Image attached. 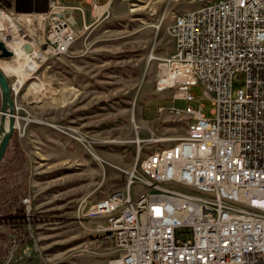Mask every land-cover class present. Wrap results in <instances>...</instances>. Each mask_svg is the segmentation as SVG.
<instances>
[{"label":"rangeland","instance_id":"1","mask_svg":"<svg viewBox=\"0 0 264 264\" xmlns=\"http://www.w3.org/2000/svg\"><path fill=\"white\" fill-rule=\"evenodd\" d=\"M100 3L107 4L100 15L89 4L83 14L67 12L76 40L65 55L39 56L34 73L6 77L18 93L0 164V264H113L106 220L90 215L91 207L125 187L139 149L185 134V121L170 112V93H157L155 80L159 60L173 50L174 15L197 9V0ZM5 10L17 14L22 37L39 40L37 15ZM8 32L5 26L2 35ZM14 54L0 62L30 63ZM244 88L243 78L233 80V96ZM192 92L201 95L197 87ZM186 105L174 103L181 111Z\"/></svg>","mask_w":264,"mask_h":264},{"label":"built area","instance_id":"2","mask_svg":"<svg viewBox=\"0 0 264 264\" xmlns=\"http://www.w3.org/2000/svg\"><path fill=\"white\" fill-rule=\"evenodd\" d=\"M84 1L97 15L107 5ZM197 3L174 15L173 50L159 60L155 80L185 134L139 149L125 187L90 209L106 220L113 264H264V0ZM68 11L84 9L50 2L36 14L39 40H25L22 50L28 42L42 61L65 55L76 40ZM16 15L0 9L5 45L2 33ZM33 52H24L30 61ZM235 78L245 88L233 96ZM9 86L15 97L16 84ZM177 100L186 102L183 111Z\"/></svg>","mask_w":264,"mask_h":264},{"label":"water","instance_id":"3","mask_svg":"<svg viewBox=\"0 0 264 264\" xmlns=\"http://www.w3.org/2000/svg\"><path fill=\"white\" fill-rule=\"evenodd\" d=\"M18 0H14V8L16 13H23L16 8ZM48 2L44 4L41 9L36 10V14H45L48 10ZM23 50L27 54L33 52V47L26 42ZM14 53L9 50L4 42L0 41V59H11ZM0 93H1V107H0V164L5 156L9 142L15 130V116H14V98L11 93L9 83L6 76L0 69Z\"/></svg>","mask_w":264,"mask_h":264},{"label":"bare ground","instance_id":"4","mask_svg":"<svg viewBox=\"0 0 264 264\" xmlns=\"http://www.w3.org/2000/svg\"><path fill=\"white\" fill-rule=\"evenodd\" d=\"M22 17H24V19H22V20H24L26 22H30V17L29 16H22ZM2 39L5 41L6 47L9 50H11L12 52H14L16 54H17V51H18L19 54H22L19 57H21L20 59L23 60V62H24L25 58L22 57V56L26 57L27 54H25L23 51L19 52V51H21L20 47L23 44L21 42H22V39L28 40V39H30V37H28V36L27 37H24V36L22 37L21 36V31L19 30L18 26L16 24H11L8 34L6 36H2ZM34 50H36V48ZM33 55H34V57H36L35 58L36 60L40 59V57H39V55L37 53V50H36V53L35 52L33 53ZM26 60H28L26 62H30V63L26 64L23 67L17 65V63L14 64V65H10V64L5 63V62H0V69L2 70V72L4 73V75L6 77L11 75V74H18V73H20L21 69H25V73H24L25 76L24 77H26L27 75L34 73V71L38 67L37 66L38 62H36V60L35 61L34 60L30 61L28 59V57H27ZM20 63H21V61H20Z\"/></svg>","mask_w":264,"mask_h":264},{"label":"flooded vegetation","instance_id":"5","mask_svg":"<svg viewBox=\"0 0 264 264\" xmlns=\"http://www.w3.org/2000/svg\"><path fill=\"white\" fill-rule=\"evenodd\" d=\"M49 2V0H18L16 8L19 11L30 12L36 8H41ZM12 5L14 6V0H12Z\"/></svg>","mask_w":264,"mask_h":264},{"label":"crops","instance_id":"6","mask_svg":"<svg viewBox=\"0 0 264 264\" xmlns=\"http://www.w3.org/2000/svg\"><path fill=\"white\" fill-rule=\"evenodd\" d=\"M51 2V0H49V2H48V6H49V3ZM71 5H72V7H75V6H81L83 9H85V8H89V6H88V4L84 1V0H72L71 2ZM42 8V7H41ZM41 8H36V9H34L33 11H30V12H26V11H22L23 13H32V14H34V15H36V10L37 9H41ZM48 10V9H47ZM72 12V11H71ZM73 12H75V11H73ZM73 12H72V14H73Z\"/></svg>","mask_w":264,"mask_h":264},{"label":"trees","instance_id":"7","mask_svg":"<svg viewBox=\"0 0 264 264\" xmlns=\"http://www.w3.org/2000/svg\"><path fill=\"white\" fill-rule=\"evenodd\" d=\"M0 5L4 6L5 9H9L12 6V0H0Z\"/></svg>","mask_w":264,"mask_h":264}]
</instances>
